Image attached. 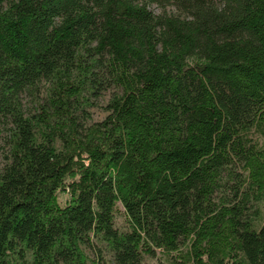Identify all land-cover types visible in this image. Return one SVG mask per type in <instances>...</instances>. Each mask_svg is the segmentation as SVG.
I'll return each instance as SVG.
<instances>
[{
	"label": "trees",
	"instance_id": "obj_1",
	"mask_svg": "<svg viewBox=\"0 0 264 264\" xmlns=\"http://www.w3.org/2000/svg\"><path fill=\"white\" fill-rule=\"evenodd\" d=\"M0 128V264H264V0H0Z\"/></svg>",
	"mask_w": 264,
	"mask_h": 264
},
{
	"label": "rangeland",
	"instance_id": "obj_2",
	"mask_svg": "<svg viewBox=\"0 0 264 264\" xmlns=\"http://www.w3.org/2000/svg\"><path fill=\"white\" fill-rule=\"evenodd\" d=\"M151 8L154 11L159 12V9L155 5H152ZM110 95H111L110 91L107 90L101 92L99 95L89 100L90 105L85 109V113L83 114L85 115V119H83L85 121L84 122L85 124H91L93 122L101 121L102 119H104V117L107 114L105 106L108 102ZM28 106H30V109L32 110L31 105L29 103ZM6 152H7L6 135L5 132L0 128V167L5 162ZM97 244H100L102 247L104 246L101 243H97ZM82 250L87 256V263L95 264L96 254L94 249L92 247H89L88 245H82ZM106 259H108V256H106ZM144 264H167V262L164 256L159 251H156L154 257L151 258L147 257L144 260Z\"/></svg>",
	"mask_w": 264,
	"mask_h": 264
}]
</instances>
